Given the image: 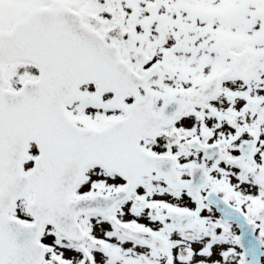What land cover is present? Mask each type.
<instances>
[{
    "label": "snow or ice",
    "instance_id": "6c2138e0",
    "mask_svg": "<svg viewBox=\"0 0 264 264\" xmlns=\"http://www.w3.org/2000/svg\"><path fill=\"white\" fill-rule=\"evenodd\" d=\"M0 264H264V0H0Z\"/></svg>",
    "mask_w": 264,
    "mask_h": 264
}]
</instances>
